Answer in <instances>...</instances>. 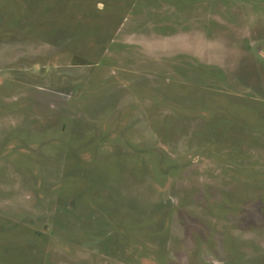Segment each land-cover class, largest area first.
<instances>
[{
    "label": "rangeland",
    "instance_id": "374dc122",
    "mask_svg": "<svg viewBox=\"0 0 264 264\" xmlns=\"http://www.w3.org/2000/svg\"><path fill=\"white\" fill-rule=\"evenodd\" d=\"M0 264H264V0H0Z\"/></svg>",
    "mask_w": 264,
    "mask_h": 264
}]
</instances>
